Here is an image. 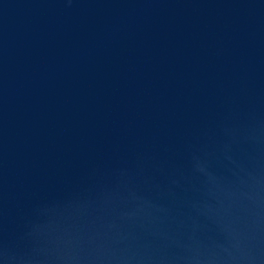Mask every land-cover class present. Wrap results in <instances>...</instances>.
<instances>
[{"label": "water", "instance_id": "obj_1", "mask_svg": "<svg viewBox=\"0 0 264 264\" xmlns=\"http://www.w3.org/2000/svg\"><path fill=\"white\" fill-rule=\"evenodd\" d=\"M0 264H264V0H0Z\"/></svg>", "mask_w": 264, "mask_h": 264}]
</instances>
